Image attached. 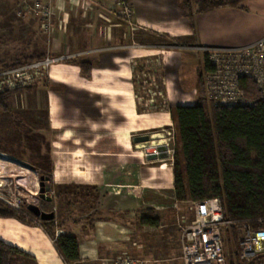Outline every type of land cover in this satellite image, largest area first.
Segmentation results:
<instances>
[{"label": "crops", "instance_id": "1", "mask_svg": "<svg viewBox=\"0 0 264 264\" xmlns=\"http://www.w3.org/2000/svg\"><path fill=\"white\" fill-rule=\"evenodd\" d=\"M40 1L52 7V29L47 34L37 28L26 41L28 54L69 59L20 92L28 110L21 108L19 118L50 132L51 156L46 165L38 157L0 151V164L49 178L54 197L46 204L58 208L56 231L80 244L81 260L73 264H108L115 247H125L118 219L140 217L145 209L166 214L174 207V150L164 159L150 151L175 148L169 144L171 110L197 103L198 70L188 50L258 41L264 36V0L207 14L196 13L201 0H190L192 20L185 0H131L135 31L118 15L114 0ZM142 70L156 74L159 99L142 90ZM8 115L4 125L14 119ZM38 145V156L47 153ZM0 242L27 255L18 264H67L37 221L0 218Z\"/></svg>", "mask_w": 264, "mask_h": 264}, {"label": "trees", "instance_id": "2", "mask_svg": "<svg viewBox=\"0 0 264 264\" xmlns=\"http://www.w3.org/2000/svg\"><path fill=\"white\" fill-rule=\"evenodd\" d=\"M243 1L201 0L196 13L207 14L221 8L238 7ZM182 6L192 20L191 1L185 0ZM44 58L29 55L8 65L0 64V71ZM239 83L248 105L215 106L208 103L199 90L195 105L177 106L171 110L175 131V199L179 203L213 198L221 200L225 219L231 223L226 237V249L234 251L230 264H243L239 261V228L249 225L253 230L264 229V98L252 80L241 78ZM22 91L19 88L0 92V112L7 113L12 98ZM139 215L138 228L161 226L155 210H141ZM28 216L55 238V220L40 221L28 210L18 212L0 200V218L31 224ZM55 244L67 264L81 260L76 237L60 234ZM23 256L27 255L0 242V264H18L17 260Z\"/></svg>", "mask_w": 264, "mask_h": 264}, {"label": "built area", "instance_id": "3", "mask_svg": "<svg viewBox=\"0 0 264 264\" xmlns=\"http://www.w3.org/2000/svg\"><path fill=\"white\" fill-rule=\"evenodd\" d=\"M120 15L134 31V12L131 0H114ZM37 11L40 5L36 7ZM50 12V8L43 12ZM203 55L202 82L205 100L215 106H245L249 101L240 90V79L252 80L264 98V36L241 48H196ZM68 57L47 56L42 60L0 71V92L29 87L34 80L42 78L52 66L68 61ZM144 91L150 98L158 94L156 74H143ZM164 154L171 156L165 147ZM156 154L159 156L158 149ZM7 165V164H6ZM0 164V200L10 208L21 209L23 195L37 196L40 192V176L26 169L14 170ZM5 171V172H4ZM31 176V177H32ZM16 180V182H14ZM48 185V183H47ZM4 190V191H3ZM6 191V194L4 193ZM193 220L182 234V264H230L231 252L226 249V237L231 223L225 219L222 202L218 198L192 202ZM22 210V211H21ZM60 234L53 238L54 242ZM239 261L243 264H264V229L253 230L249 225L239 228ZM108 264H150L132 256H119Z\"/></svg>", "mask_w": 264, "mask_h": 264}, {"label": "rangeland", "instance_id": "4", "mask_svg": "<svg viewBox=\"0 0 264 264\" xmlns=\"http://www.w3.org/2000/svg\"><path fill=\"white\" fill-rule=\"evenodd\" d=\"M37 5H40V9L38 11L36 9ZM48 8H50V12L45 14ZM44 9L45 13H40L43 12ZM117 12L121 19L126 23V21L120 15L118 9ZM53 17L54 13L49 3H42L40 0H0V64L8 65L9 63L15 62L16 60L29 56L26 49V44L28 42L27 39L30 40L31 38H34L37 28L40 27L45 33L48 34V32H50L52 29ZM188 51L192 55L187 57L188 60L193 62V66L197 65V94L199 95V90H202L203 92V55L196 48H191ZM48 73L49 71L44 76L48 75ZM143 73L144 71L140 73V75ZM140 81H146V79L143 78V75L140 77ZM36 82L37 80H34L29 87L26 86L20 89H23L22 92H25ZM143 88L144 85L142 90ZM16 95L17 96L13 97V100H11L9 104V109L12 113H8L10 116H12V118L14 117V119L7 125H4L2 119L8 114L0 112V151L15 155L19 159L32 158L36 160L38 157L39 160L45 162L43 164L47 165L48 159L51 156L50 132H47L48 130L43 128L32 127L30 123L22 121L19 118V112H22L21 108L26 110L28 108L26 107L28 102L26 100L27 96L23 95V93ZM144 96L146 97V95ZM155 98L159 99L160 95L156 94ZM170 137H172L173 140L169 144H171V146H175V143H173L174 136L171 135ZM38 143L40 144L41 148H44L47 151V153L38 156L39 154L36 152V150L39 149ZM163 146L165 147V145ZM171 150L173 151L174 149L172 148ZM150 153H152L151 155H153V153L155 155L156 150L150 151ZM6 168L19 170V168L11 165V163L7 164ZM27 175L32 176L29 175V173ZM14 182H16V180ZM55 189L57 192H62V189L60 188ZM4 193L6 194V191ZM48 196L50 198L54 197L51 192L48 194ZM22 197L24 205H22L21 209H23V211L28 210L29 205H36L43 212L47 213H55L53 210L55 207L57 208L55 205L46 204V201L41 200L39 195L31 196L29 194H24ZM56 212L59 213V211ZM193 214L194 207L192 202L179 203L175 199V204L172 210H169L166 214L158 213V216L161 220V226L159 228H138L137 220L140 217L131 219H118L116 216L119 224L124 227L122 234H124L123 238L125 239V244L123 246L125 247H115L114 251L117 253L115 254V259L119 256L129 255L141 260H145L150 264H182V234L185 227L193 220ZM27 218L30 221H35L32 217L28 216ZM56 227L57 225L55 223V237L58 233L56 231ZM231 250L232 249H228L229 253L234 252Z\"/></svg>", "mask_w": 264, "mask_h": 264}, {"label": "water", "instance_id": "5", "mask_svg": "<svg viewBox=\"0 0 264 264\" xmlns=\"http://www.w3.org/2000/svg\"><path fill=\"white\" fill-rule=\"evenodd\" d=\"M141 142H147L148 138H142L139 140ZM166 151L165 147H160L158 149V152L160 153L159 157L161 159H164L167 157L166 154H164ZM40 192H39V198L46 202H51L52 198L48 196L49 192L51 191V188L49 185H47V182L49 181V178L42 177L40 178ZM28 211L32 213L36 218L40 219L43 222H50L55 219V214L53 212L47 213L43 212L38 206L36 205H29Z\"/></svg>", "mask_w": 264, "mask_h": 264}]
</instances>
